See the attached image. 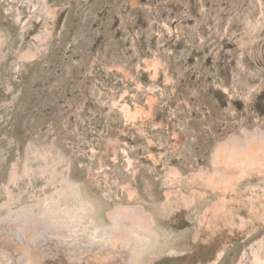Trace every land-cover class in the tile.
Instances as JSON below:
<instances>
[{"label": "rangeland", "instance_id": "374dc122", "mask_svg": "<svg viewBox=\"0 0 264 264\" xmlns=\"http://www.w3.org/2000/svg\"><path fill=\"white\" fill-rule=\"evenodd\" d=\"M263 134L264 0H0V219L55 168L152 217L139 264H264V170L207 179Z\"/></svg>", "mask_w": 264, "mask_h": 264}, {"label": "bare ground", "instance_id": "6f19581e", "mask_svg": "<svg viewBox=\"0 0 264 264\" xmlns=\"http://www.w3.org/2000/svg\"><path fill=\"white\" fill-rule=\"evenodd\" d=\"M213 161L217 171L208 175L210 183L224 193L235 189L242 177L264 170V134L239 146L218 145ZM230 168L237 169L234 175ZM49 175L57 182L52 193L16 210L12 196L5 201L11 220L0 219V264H139L154 242H161L155 221L153 230L152 217L138 205L114 206L105 221L102 205L84 196L76 182L55 168Z\"/></svg>", "mask_w": 264, "mask_h": 264}]
</instances>
